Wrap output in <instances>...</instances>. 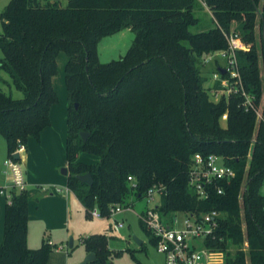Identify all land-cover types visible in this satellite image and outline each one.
Listing matches in <instances>:
<instances>
[{
  "label": "trees",
  "instance_id": "1",
  "mask_svg": "<svg viewBox=\"0 0 264 264\" xmlns=\"http://www.w3.org/2000/svg\"><path fill=\"white\" fill-rule=\"evenodd\" d=\"M207 3L216 27L192 33L200 22L194 13L198 0H68L65 7L8 0L0 12V73L24 97L14 99L0 90V137L9 158L21 145L27 147L30 138L40 140L58 102L52 79L57 59L65 53L67 188L87 216L98 209L108 218L110 208L124 205L130 195L144 199L152 188L164 187V213H221L217 237L208 245L226 254L225 264H264V106L257 124V113L246 111L241 94L211 101L201 72L204 57L227 50L226 35L239 24L238 34L249 48L237 52L239 72L260 107L264 0ZM125 29L135 35L129 51L101 63L99 42ZM82 133L89 134L86 141ZM197 153L223 157L236 173L229 183L207 187L206 200L189 185ZM81 154L99 161L81 162ZM86 174H91L92 186L79 181ZM29 204L26 190L5 205L0 264H48L57 249L48 239L39 249L29 248ZM83 241L96 255L94 263L110 264L106 235Z\"/></svg>",
  "mask_w": 264,
  "mask_h": 264
},
{
  "label": "rangeland",
  "instance_id": "2",
  "mask_svg": "<svg viewBox=\"0 0 264 264\" xmlns=\"http://www.w3.org/2000/svg\"><path fill=\"white\" fill-rule=\"evenodd\" d=\"M49 2H58L61 6L65 7L68 4V0H42ZM8 0H0V12L2 8L7 4ZM195 16L200 20L199 24L195 27H191L192 33H201L209 31L215 27V22L213 19L212 13L206 9V7L199 2V6L194 11ZM1 31V26H0ZM240 27H237L233 33H239ZM135 39L134 33L130 29H125L113 36H108L103 38L97 47V53L99 61L103 64H108L112 61L119 60L126 55L130 47L133 44ZM2 53L0 52V58H2ZM68 60V57L65 53H61L58 58L59 71L52 79L53 88L58 95V102L52 106L54 108L53 120L54 127L50 129L53 132L58 134L60 138L62 135V128L67 130V110H68V97L67 89L64 79V67ZM226 66V61L221 57L214 56L209 59V56L204 57L201 62V72L202 76L206 78V84L204 88L209 94V98L213 102H218L220 99L226 95V87L222 84V80L218 76L220 72V67ZM0 90L5 94L12 96L14 99H23L24 95L22 92L17 90L12 83V79L3 72L0 73ZM225 78V77H224ZM264 106V94L262 95L259 107V115H257V124L260 123L262 119ZM220 124L222 128L226 127L225 117L221 119ZM30 140H34L31 138ZM31 142V141H30ZM64 148L63 158L66 161L65 155V140L60 144ZM5 142L0 137V159L5 156ZM26 152L24 153V155ZM4 155V156H2ZM4 157L3 160H5ZM2 160V162H3ZM58 160V159H57ZM79 161L85 163H97L99 158L96 156L81 154L79 155ZM46 165V164H45ZM25 169V168H24ZM65 167L58 168V174L60 178H66L62 174V170ZM3 170V166H2ZM26 171V170H25ZM27 174V172H26ZM51 175V174H49ZM26 178H28L26 176ZM48 179V175H47ZM46 187V186H45ZM60 188V187H58ZM62 189V188H60ZM64 189V188H63ZM264 191V188H263ZM157 203L160 204L161 197L156 196ZM242 202V200H240ZM33 204V201L32 203ZM123 212L116 215L115 217L105 218L101 221L96 219H87V222L81 221V227L79 228L76 225H73L71 228V235L68 238V241L64 242L66 246H61L60 242L58 243V248L63 249L62 252L59 250L55 251L64 255V261L59 260L57 253L55 254V263L57 264H84L86 258L89 256V252L84 239L91 237L92 235H106L107 237V248L112 252V255L109 258V263L113 264H166V258L162 253H159L155 243L152 242V238L142 227L139 216L142 215L151 205H148L147 200L137 199L134 195H130L126 199V203L121 205ZM125 208H130V211H126ZM171 214H167V217L164 219L167 223L171 222ZM222 217V216H221ZM123 223L122 228H116V224ZM84 234V235H82ZM82 235V236H81ZM48 236V235H47ZM143 241V245L140 246L135 239ZM71 240H73L74 247L70 248ZM60 245V246H59ZM68 246V247H67ZM246 247V246H245ZM69 250V252H68ZM68 253H67V252ZM232 254L235 253L236 249H231ZM54 253V252H53ZM52 253V254H53ZM51 254V256H52ZM50 256V257H51ZM59 256V255H58ZM62 255H60L61 257ZM63 258V257H61ZM88 264H99V263H88ZM225 264V263H224Z\"/></svg>",
  "mask_w": 264,
  "mask_h": 264
},
{
  "label": "built area",
  "instance_id": "3",
  "mask_svg": "<svg viewBox=\"0 0 264 264\" xmlns=\"http://www.w3.org/2000/svg\"><path fill=\"white\" fill-rule=\"evenodd\" d=\"M198 1L212 13L207 0ZM226 38L228 49L209 55V59L217 56L226 61L223 69L226 70L227 77L224 78L222 73L216 77L221 78L222 84L226 87L227 96L241 94L245 100L243 106L246 111L254 110L259 115V108L253 101L254 97L246 92L239 72L237 52L248 51L249 48L238 33L231 31ZM26 149L24 145H21L14 153V155L19 154L20 160L7 157L2 163L5 183L0 184V198L5 201L6 205L12 204L15 194L18 195L27 190V174L22 164ZM235 176V171L225 164L223 157L204 156L197 153L192 158L189 185L200 200H206L209 197L207 187L217 182L229 183ZM129 181L135 186L132 177H129ZM164 190V187H154L149 190L145 199L151 207L139 218L155 240L158 252L165 256L166 264H224L226 254L208 245V241H213L217 237L222 218L221 213L215 210L201 214L183 211L164 213L160 210L161 204L157 203L156 199L157 195L162 197ZM218 194H223V189L218 188ZM125 210L130 211L131 209L125 208ZM123 211L120 205L113 206L110 208L108 218L115 217ZM167 214L172 216L170 223L164 220ZM90 216L98 220L105 219L98 209L93 210ZM115 227L122 228L123 223H118ZM245 245L248 246L247 243Z\"/></svg>",
  "mask_w": 264,
  "mask_h": 264
},
{
  "label": "crops",
  "instance_id": "4",
  "mask_svg": "<svg viewBox=\"0 0 264 264\" xmlns=\"http://www.w3.org/2000/svg\"><path fill=\"white\" fill-rule=\"evenodd\" d=\"M237 27H240L239 24H233L232 31L237 29ZM220 69H223V67L221 66ZM54 111L55 109L51 108V125L41 133L40 140H36L34 138V140L32 141L30 140L31 138L29 139L28 145L26 147L27 152L22 159V164L27 172V193L30 197L28 229V246L30 249H39L42 246L43 240L45 239H48L52 245L58 246L57 242H60V245L62 244L61 246H66L64 242L66 241L67 243L69 236L72 234L71 228H73V225H76L79 228V224L81 227V221L82 223L83 221L87 222V219L92 218L91 216H87L86 210L83 205L77 199L75 194L69 191V189L67 188V176L64 179L60 178L58 174V168H67V160L64 161L63 158L64 148L60 146V144L65 140L66 155L68 127L66 132L65 128H62V135L60 138L58 137V134L56 132L50 130L54 127ZM225 120L227 123V116H225ZM4 149L5 156H2L7 158L6 145ZM4 157L0 159V184L5 183L2 170V160L4 159ZM32 201L33 204H31ZM5 205V201L0 198V244L3 238ZM72 244L74 247L75 243H73V240ZM61 249L63 248L61 247L59 249L57 247L55 251L59 250L60 252H62ZM55 251L50 257L48 264H56V253L59 260H65L63 254H60L58 252L55 253ZM60 255H62L61 257L63 258H61Z\"/></svg>",
  "mask_w": 264,
  "mask_h": 264
},
{
  "label": "water",
  "instance_id": "5",
  "mask_svg": "<svg viewBox=\"0 0 264 264\" xmlns=\"http://www.w3.org/2000/svg\"><path fill=\"white\" fill-rule=\"evenodd\" d=\"M220 72L222 73V75H225L226 70L220 69ZM81 136H82L83 140L86 141L88 136H89V134L82 133ZM14 159L15 160H20L19 154L14 155ZM62 174L65 175V176H68V169L67 168L63 169L62 170ZM78 179H79V181L81 183L88 184L89 186H92V184H93V178H92L91 174H86V175H83V176H79ZM135 240L140 246L143 245V241L138 240L137 238ZM72 247H73V244H72V240H71L70 248H72ZM96 260H97L96 255L94 253H90L89 256L86 258L84 264L94 263V262H96ZM111 264H113V263H111Z\"/></svg>",
  "mask_w": 264,
  "mask_h": 264
}]
</instances>
